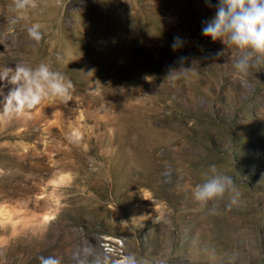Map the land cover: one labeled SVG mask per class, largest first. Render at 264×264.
I'll return each instance as SVG.
<instances>
[{
	"label": "rangeland",
	"instance_id": "obj_1",
	"mask_svg": "<svg viewBox=\"0 0 264 264\" xmlns=\"http://www.w3.org/2000/svg\"><path fill=\"white\" fill-rule=\"evenodd\" d=\"M214 15L205 0H0V72L45 62L74 85L0 123V264H264V67L241 83L236 50L202 34ZM213 164L242 193L214 215L192 196Z\"/></svg>",
	"mask_w": 264,
	"mask_h": 264
},
{
	"label": "clouds",
	"instance_id": "obj_2",
	"mask_svg": "<svg viewBox=\"0 0 264 264\" xmlns=\"http://www.w3.org/2000/svg\"><path fill=\"white\" fill-rule=\"evenodd\" d=\"M206 6L215 7V15L204 21L202 34L213 42L221 41L227 47L236 50L231 61L232 69L241 83L246 82L253 67H264V0H205ZM17 9H35L38 0H15ZM28 37L39 42L42 39L41 25L34 23L27 28ZM184 41L174 37L173 50L182 47ZM223 51L215 53L219 59ZM181 57L180 60H185ZM171 74V73H170ZM0 82L11 85L5 94L0 90V123H8L19 117L28 116L37 105L46 99H68L74 88L73 82L66 75L54 70L49 63L41 62L35 67L20 62L14 67H7L0 72ZM193 199L203 205L213 202L210 214H216L217 201L227 196V207L239 206L242 193L237 188L232 176L217 171L216 165L209 166V172L201 183L195 185ZM99 264H142L134 253L113 259L112 254H105ZM42 264H58L54 258L42 260Z\"/></svg>",
	"mask_w": 264,
	"mask_h": 264
},
{
	"label": "bare ground",
	"instance_id": "obj_3",
	"mask_svg": "<svg viewBox=\"0 0 264 264\" xmlns=\"http://www.w3.org/2000/svg\"><path fill=\"white\" fill-rule=\"evenodd\" d=\"M0 215H4L5 216V214H2L1 212H0ZM47 217V216H46ZM115 242V241H114ZM113 242V243H114ZM103 243V247L105 248V250H106V252H114L115 250L117 251V249H118V247H119V245L118 244H112L111 242H109V241H104V242H102ZM123 248V247H122ZM121 248V249H122ZM119 251V250H118ZM124 252V251H123ZM121 258V257H120Z\"/></svg>",
	"mask_w": 264,
	"mask_h": 264
},
{
	"label": "built area",
	"instance_id": "obj_4",
	"mask_svg": "<svg viewBox=\"0 0 264 264\" xmlns=\"http://www.w3.org/2000/svg\"><path fill=\"white\" fill-rule=\"evenodd\" d=\"M118 248H120L121 249V247L119 246ZM110 254V253H109Z\"/></svg>",
	"mask_w": 264,
	"mask_h": 264
}]
</instances>
